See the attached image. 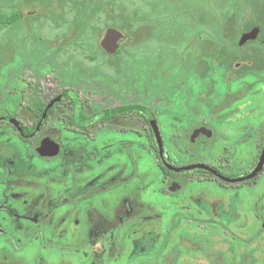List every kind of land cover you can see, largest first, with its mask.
<instances>
[{"label": "flooded vegetation", "instance_id": "1", "mask_svg": "<svg viewBox=\"0 0 264 264\" xmlns=\"http://www.w3.org/2000/svg\"><path fill=\"white\" fill-rule=\"evenodd\" d=\"M10 1L7 15L16 10L19 29H26L35 11ZM242 1L258 10L250 29L256 14L241 15L238 29L234 14L221 29L215 23L221 14L210 20L195 16L172 37L176 32L155 29L157 22L149 18L131 29L127 44L126 34L112 26L101 38L98 29L92 39L83 28L80 38L72 19L54 12L46 15L52 26L66 20L80 43L57 45L40 24L34 59H20L16 67L9 46H2L0 264H47L43 249L68 242L81 245L73 250L83 256L90 255V244H100L103 254L105 246L121 249L127 237L136 255L168 253L159 252L155 242L162 240L164 249L165 233L147 226L155 215L146 210L163 206L167 193L184 190L188 182H216L226 190L250 184L241 179L257 163L244 170L248 138L252 129L264 133V119L256 120L264 113V0ZM111 27L121 33L113 52L102 45ZM253 30V37L241 41ZM91 61L96 64L89 66ZM17 72L21 84L14 89ZM44 139L54 153L40 154ZM148 167L163 183L157 188L162 201L152 206L143 199L150 188L155 192ZM215 196L218 203L224 195ZM202 197L190 200L198 211ZM28 245L38 246L33 259L22 253Z\"/></svg>", "mask_w": 264, "mask_h": 264}, {"label": "rangeland", "instance_id": "2", "mask_svg": "<svg viewBox=\"0 0 264 264\" xmlns=\"http://www.w3.org/2000/svg\"><path fill=\"white\" fill-rule=\"evenodd\" d=\"M7 1L0 0V13L6 10L5 3ZM16 1L10 2L14 3ZM21 1L24 2L25 12L35 11L34 17L27 19L26 29L22 30L19 29V26H15L10 27L9 32H6L0 28V50L2 46L8 45L11 61L16 63L23 58L26 60L29 58L34 59V51L38 47V32L36 29L40 24L43 28L42 34L47 35V38L55 36L57 45L79 42V40H75V30L68 28L66 20L58 18V26H52L46 16L54 12L63 13L64 19L67 17L72 19L70 22H73L74 25V11L72 7L70 8L74 0ZM102 3L105 6L106 13L102 15L104 16V22L101 21L99 24L101 29L100 38L103 36L104 30L108 26H112L126 34L127 39L124 43L127 44L131 43L132 40L130 36L132 34L131 29L135 25L146 23L145 19L152 18V21L157 22L154 26L155 29L172 31L170 32V35H172L173 32L187 28L189 18L203 16L202 18L210 20L209 17L212 15L215 17L216 14H219L218 12L221 11L223 5L225 7L222 9L227 6L226 0H113V2L105 0ZM253 13L254 8L250 6L247 7L243 15L249 19L248 17ZM134 15L137 18H134ZM135 19L138 20L137 23H135ZM63 21L66 23H63ZM95 23L97 24V22ZM193 23L194 21H191L190 28L193 27ZM241 23H244L243 18ZM254 24L255 22L249 23L247 29H250ZM260 26L263 28L264 24L261 23ZM207 29H209L208 26L204 27V30ZM177 33L173 34L172 37ZM66 40H68L67 43ZM142 43L145 44V41ZM154 43L157 44V42ZM0 56L3 57V52L0 53ZM152 60L156 62L155 53L152 54ZM93 62L95 61H91L89 66L96 64H93ZM17 64L13 66L16 67ZM2 71L3 69L0 71V76ZM28 72L29 69H27ZM12 77L13 84H11V88L19 89L21 81H19L18 72L14 73ZM3 83V78H0V87ZM16 102L17 100L15 105ZM15 105H11L10 108H14ZM263 119L264 113L256 118L258 121ZM263 138L264 133L257 132L255 129L251 130L247 144L249 164L244 167V170L252 168L256 163ZM148 169L155 192L152 193L150 188L143 199L152 206L162 201L161 197H157L159 193L157 188H161L163 183H161V177L156 169L150 170V167ZM19 180H23V178L16 179L15 182ZM13 184L16 186V183ZM35 188L37 189L38 185ZM36 192L39 193V190ZM232 192L238 194V197L229 198ZM222 193L223 198L218 199V203H216L217 196L215 195L219 197ZM199 194L204 195L201 198L202 203H200L201 211L195 209L192 201H190L193 196ZM146 211L155 215L154 219L146 223L147 226L160 229V232L163 230L165 233L164 249H162V244H159L162 240L155 242L156 246L160 248L159 252L163 253L166 249L171 250L173 243H181L180 246L184 250L180 254L179 264H237V262L243 260L242 264H249V260L253 262L257 260L264 261V171L259 174L253 183L245 185L239 190L220 188L216 182H188L184 190L167 193L163 206L160 204L159 207ZM14 233L19 234V231L15 229ZM13 236L16 235L13 234ZM186 237L195 241H189L185 239ZM130 240L131 237H127L121 249L118 248L114 251L109 246H105L106 250L103 254L100 253V244H90V247L88 246L91 252L90 255L83 256L81 252L73 250L76 247L80 248L81 245H71L70 242L59 246L55 244L48 245L43 249L42 254L46 258L47 264H159L163 262V256L156 253L157 250H152L145 255H136L137 252H134L135 249L130 244ZM202 240L206 243H201ZM36 246L28 245L22 253L31 254V259H33L38 247ZM94 250L97 252L96 255L93 253ZM0 252H2L1 247ZM31 262L33 264L32 260ZM28 264H30V261H28Z\"/></svg>", "mask_w": 264, "mask_h": 264}, {"label": "trees", "instance_id": "3", "mask_svg": "<svg viewBox=\"0 0 264 264\" xmlns=\"http://www.w3.org/2000/svg\"><path fill=\"white\" fill-rule=\"evenodd\" d=\"M103 1L105 0H79V1L74 0L72 2L70 8L72 7L73 8L72 10L74 11V16H73V21H75L74 29L79 33L80 38L82 36L81 31L83 30V28L88 27L90 29L91 39L93 38L92 34H95L96 31L100 29L99 24L101 23V21L104 22L103 21L104 16L102 15L106 13L104 10L105 6H103V3H102ZM109 1L113 2V0H109ZM226 3H227L226 8L222 9L223 7H225L223 5L220 9L221 11L218 12L219 14H221V18L219 17V21L215 22L217 25V28L221 29V28L226 27L225 26V23L227 22L226 19H228L229 16L232 14L236 15L235 17H233V22L235 23L233 28L234 29L240 28L241 25H239V23H241V19H242L241 15L245 13L247 8L245 7L242 0H226ZM6 5L7 3H5V8H6ZM253 8H255L253 14H256V16L252 18L251 20H255L254 22H257L255 18L257 17L258 10L254 6ZM6 12L7 10H4L0 13V28H4L6 26L13 28L15 26H18L19 18H18L17 11L14 9H11L9 11V15H7ZM95 22H97V24ZM263 171H264V165H263L261 172ZM259 174L249 180L250 184L256 180ZM190 239L192 241L194 240L192 238ZM201 243L205 244L206 242L202 240ZM173 244L171 246L172 249L171 250L169 249L168 253L161 254V256H163V262H160L161 264H179L180 263L179 257H180L182 250H184V248L183 247L181 248L179 243H173ZM243 261L242 262L240 261L241 263L237 262V264H242ZM260 261L261 260H257L253 262L252 260H249V264H264V261L263 262H260Z\"/></svg>", "mask_w": 264, "mask_h": 264}, {"label": "water", "instance_id": "4", "mask_svg": "<svg viewBox=\"0 0 264 264\" xmlns=\"http://www.w3.org/2000/svg\"><path fill=\"white\" fill-rule=\"evenodd\" d=\"M256 34L255 30H253L252 32L250 33H247V34H244L242 37H241V41H244L245 39L247 38H250V37H253L254 35ZM121 37V33L119 30L115 29V28H108L105 32V36L102 40V45L103 47L109 51V52H113L115 50V48L117 47L118 43V39ZM149 120L151 121V124L154 128V134H155V137H156V140L159 144V149H161V139H160V133H159V129L157 127V123L155 121V119L153 118V116L149 113ZM51 146H52V143L47 140V139H44L42 142H41V145L40 147H38V151L40 152V154L42 155H46V154H52L54 152L51 151ZM263 165H264V145L262 146V149L260 151V154H259V157H258V160H257V163L254 167V169L248 174L246 175L245 177L241 178V179H251L253 178L254 176H256L263 168ZM172 190L175 189V186L171 187Z\"/></svg>", "mask_w": 264, "mask_h": 264}]
</instances>
